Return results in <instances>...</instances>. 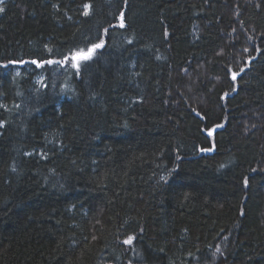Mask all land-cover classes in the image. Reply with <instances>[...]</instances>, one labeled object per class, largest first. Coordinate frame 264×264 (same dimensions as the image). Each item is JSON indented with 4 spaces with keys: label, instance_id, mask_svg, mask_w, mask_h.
Masks as SVG:
<instances>
[{
    "label": "trees",
    "instance_id": "trees-1",
    "mask_svg": "<svg viewBox=\"0 0 264 264\" xmlns=\"http://www.w3.org/2000/svg\"><path fill=\"white\" fill-rule=\"evenodd\" d=\"M0 7V264H264V0Z\"/></svg>",
    "mask_w": 264,
    "mask_h": 264
},
{
    "label": "snow or ice",
    "instance_id": "snow-or-ice-1",
    "mask_svg": "<svg viewBox=\"0 0 264 264\" xmlns=\"http://www.w3.org/2000/svg\"><path fill=\"white\" fill-rule=\"evenodd\" d=\"M2 3H3V0H0V4H2ZM83 8H84L83 14L85 16H88L89 15V9L91 8V5L90 4H84ZM2 11H4V9L2 7H0V12H2ZM121 15H123V14H121ZM123 26H124L123 21H121V27H123ZM105 31H107V30H105ZM97 39L99 42H89L90 46H86L85 48L78 49V50L72 52L70 55H65L63 62L69 63L73 69L77 70V74H78V71H79V68L81 67V65L86 64L88 61L92 60L96 51L98 49H101L104 47L103 39H99V38H97ZM32 63L35 64V63H37V61L33 60ZM47 63L51 64V63H53V61L49 60V61H47ZM58 63H60V62H58ZM242 71H243V69H242ZM232 79L233 80L236 79L235 74H233ZM225 95H227V94H225ZM208 135L211 136L212 132L209 131ZM202 150H208V149H202ZM133 239L134 238L132 236H129L124 241V243L131 245L133 243Z\"/></svg>",
    "mask_w": 264,
    "mask_h": 264
},
{
    "label": "rangeland",
    "instance_id": "rangeland-1",
    "mask_svg": "<svg viewBox=\"0 0 264 264\" xmlns=\"http://www.w3.org/2000/svg\"><path fill=\"white\" fill-rule=\"evenodd\" d=\"M236 75V77H238V75L237 74H235Z\"/></svg>",
    "mask_w": 264,
    "mask_h": 264
}]
</instances>
